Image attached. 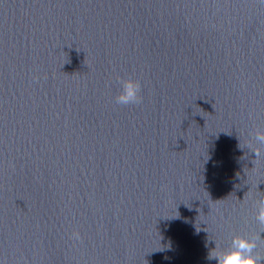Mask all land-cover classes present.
<instances>
[{
    "label": "water",
    "instance_id": "1",
    "mask_svg": "<svg viewBox=\"0 0 264 264\" xmlns=\"http://www.w3.org/2000/svg\"><path fill=\"white\" fill-rule=\"evenodd\" d=\"M257 129L264 0H0V264L264 262Z\"/></svg>",
    "mask_w": 264,
    "mask_h": 264
},
{
    "label": "clouds",
    "instance_id": "2",
    "mask_svg": "<svg viewBox=\"0 0 264 264\" xmlns=\"http://www.w3.org/2000/svg\"><path fill=\"white\" fill-rule=\"evenodd\" d=\"M121 88L115 97V102L119 105H135L142 102L141 83L131 77L120 81ZM254 140L257 145L264 146V129H257L254 134ZM255 157L260 155L258 148H252ZM256 220L264 226V198L256 201ZM264 231V227H262ZM72 238L76 241L81 240L80 233L74 231ZM259 236L245 235L236 233L231 238V243L225 248H218L216 245L208 253V259H215L217 264H264L261 261L257 249Z\"/></svg>",
    "mask_w": 264,
    "mask_h": 264
}]
</instances>
